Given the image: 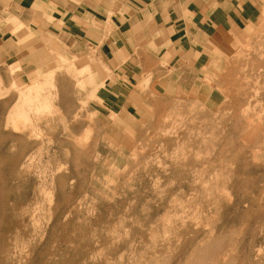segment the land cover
I'll return each instance as SVG.
<instances>
[{
  "label": "rangeland",
  "instance_id": "374dc122",
  "mask_svg": "<svg viewBox=\"0 0 264 264\" xmlns=\"http://www.w3.org/2000/svg\"><path fill=\"white\" fill-rule=\"evenodd\" d=\"M239 33L134 115L93 48L0 57V264H264V0Z\"/></svg>",
  "mask_w": 264,
  "mask_h": 264
},
{
  "label": "crops",
  "instance_id": "0c3cea01",
  "mask_svg": "<svg viewBox=\"0 0 264 264\" xmlns=\"http://www.w3.org/2000/svg\"><path fill=\"white\" fill-rule=\"evenodd\" d=\"M261 7L262 0H0V57L23 54L33 39L54 51L93 48L112 71L97 109L134 115L149 93L200 96L216 52L256 23Z\"/></svg>",
  "mask_w": 264,
  "mask_h": 264
},
{
  "label": "bare ground",
  "instance_id": "6f19581e",
  "mask_svg": "<svg viewBox=\"0 0 264 264\" xmlns=\"http://www.w3.org/2000/svg\"><path fill=\"white\" fill-rule=\"evenodd\" d=\"M37 84H38V82H35V81H34V83H32V86H33V87H34V86H37ZM20 87H21V86H20ZM27 103H28V102H27ZM199 249H200V248H199ZM198 251H199V250H198ZM200 251H201V250H200ZM193 252H194V250H193ZM193 252H192V253H193ZM195 253H196V252H195ZM203 253H204V252H203ZM203 253H202V254H203ZM193 254H194V253H193ZM194 255H195V254H194ZM197 256H199V255L197 254ZM206 256H207V255H206ZM203 257H204V256H203ZM192 259H193V258H192ZM204 259H205V258H204ZM193 260H195V259H193ZM196 262H197V261H196ZM200 262H201V260H200ZM190 264H191V263H190Z\"/></svg>",
  "mask_w": 264,
  "mask_h": 264
}]
</instances>
